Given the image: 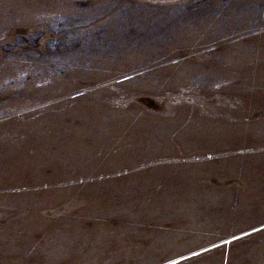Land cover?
I'll return each mask as SVG.
<instances>
[{"label": "rangeland", "instance_id": "obj_1", "mask_svg": "<svg viewBox=\"0 0 264 264\" xmlns=\"http://www.w3.org/2000/svg\"><path fill=\"white\" fill-rule=\"evenodd\" d=\"M0 264H264V0H0Z\"/></svg>", "mask_w": 264, "mask_h": 264}]
</instances>
